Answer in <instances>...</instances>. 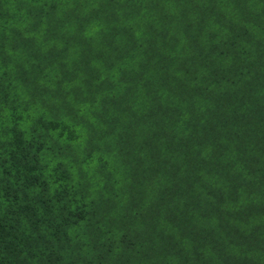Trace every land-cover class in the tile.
I'll use <instances>...</instances> for the list:
<instances>
[{
  "label": "trees",
  "instance_id": "obj_1",
  "mask_svg": "<svg viewBox=\"0 0 264 264\" xmlns=\"http://www.w3.org/2000/svg\"><path fill=\"white\" fill-rule=\"evenodd\" d=\"M0 264H264V0H0Z\"/></svg>",
  "mask_w": 264,
  "mask_h": 264
}]
</instances>
